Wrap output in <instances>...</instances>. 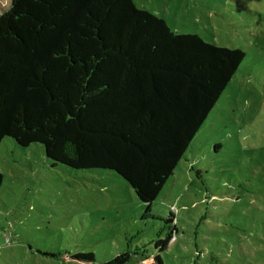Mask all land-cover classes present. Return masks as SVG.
I'll list each match as a JSON object with an SVG mask.
<instances>
[{"label":"trees","instance_id":"obj_1","mask_svg":"<svg viewBox=\"0 0 264 264\" xmlns=\"http://www.w3.org/2000/svg\"><path fill=\"white\" fill-rule=\"evenodd\" d=\"M244 57L174 33L132 0H10L0 13V143H39L52 166L113 171L152 217V202ZM175 220L165 218L174 224L154 242L159 251L174 241ZM131 254L52 257L126 264ZM138 264L165 263L155 254Z\"/></svg>","mask_w":264,"mask_h":264},{"label":"rangeland","instance_id":"obj_2","mask_svg":"<svg viewBox=\"0 0 264 264\" xmlns=\"http://www.w3.org/2000/svg\"><path fill=\"white\" fill-rule=\"evenodd\" d=\"M179 34H196L245 57L173 175L145 205L118 174L75 170L43 146L0 143V264L97 262L128 251L126 264L159 254L165 264H264V0H132ZM10 0H0V13ZM175 215L177 232L155 248Z\"/></svg>","mask_w":264,"mask_h":264}]
</instances>
